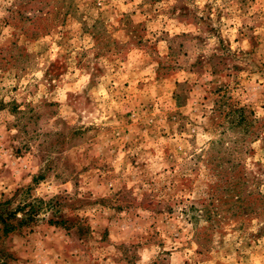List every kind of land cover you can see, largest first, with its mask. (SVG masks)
Masks as SVG:
<instances>
[{
  "label": "rangeland",
  "instance_id": "374dc122",
  "mask_svg": "<svg viewBox=\"0 0 264 264\" xmlns=\"http://www.w3.org/2000/svg\"><path fill=\"white\" fill-rule=\"evenodd\" d=\"M0 211V264H264V0H0Z\"/></svg>",
  "mask_w": 264,
  "mask_h": 264
},
{
  "label": "trees",
  "instance_id": "16d2710c",
  "mask_svg": "<svg viewBox=\"0 0 264 264\" xmlns=\"http://www.w3.org/2000/svg\"><path fill=\"white\" fill-rule=\"evenodd\" d=\"M49 224H53V225H58V226H62V227H67L66 225V220H57V219H49L48 220ZM26 223V219L22 218V219H18L16 218V216L14 215V213L11 212H1L0 211V230L4 233L7 234L9 232H12L14 230H16L17 228L22 227L23 225H25Z\"/></svg>",
  "mask_w": 264,
  "mask_h": 264
}]
</instances>
